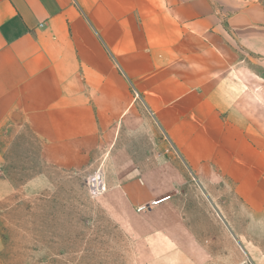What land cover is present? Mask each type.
Listing matches in <instances>:
<instances>
[{"label":"crops","instance_id":"crops-1","mask_svg":"<svg viewBox=\"0 0 264 264\" xmlns=\"http://www.w3.org/2000/svg\"><path fill=\"white\" fill-rule=\"evenodd\" d=\"M231 42L264 55V0H0V135L29 128L46 161L116 177L169 142L231 168L264 216V128L231 105Z\"/></svg>","mask_w":264,"mask_h":264},{"label":"rangeland","instance_id":"rangeland-1","mask_svg":"<svg viewBox=\"0 0 264 264\" xmlns=\"http://www.w3.org/2000/svg\"><path fill=\"white\" fill-rule=\"evenodd\" d=\"M230 78L231 105L264 128V55L231 42ZM165 145L143 162L147 176L116 177L113 161L58 167L29 128L3 129L0 264H264V216L236 192L231 168Z\"/></svg>","mask_w":264,"mask_h":264},{"label":"built area","instance_id":"built-area-1","mask_svg":"<svg viewBox=\"0 0 264 264\" xmlns=\"http://www.w3.org/2000/svg\"><path fill=\"white\" fill-rule=\"evenodd\" d=\"M137 95V94H135ZM163 136H164V139L166 141H168V138L167 136L163 133ZM168 144L170 145V147H172V145L168 142ZM90 187L92 189L93 192H97V193H101L105 190V182L103 181V179L99 178L98 176L93 179L91 182H90ZM161 201L160 200H154L150 203H145V204H142L140 205L138 208L139 209H144L146 208L147 206H153V205H156L158 203H160ZM241 264H256L255 262H253L250 258L246 257L245 259H243V261L241 262Z\"/></svg>","mask_w":264,"mask_h":264}]
</instances>
